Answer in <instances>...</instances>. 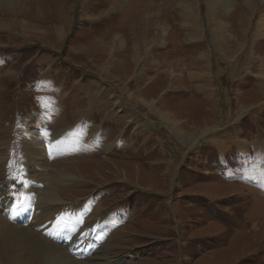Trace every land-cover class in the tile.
Listing matches in <instances>:
<instances>
[{"label":"rangeland","instance_id":"374dc122","mask_svg":"<svg viewBox=\"0 0 264 264\" xmlns=\"http://www.w3.org/2000/svg\"><path fill=\"white\" fill-rule=\"evenodd\" d=\"M185 1L32 0L41 17L29 12L15 19L35 31L22 30L0 9V23H6L0 28V142L20 149L22 137L34 135L46 158L44 174L50 167L79 166L81 180L61 186L62 198L89 200L93 216L107 217V238L117 234L105 249L116 264H264V26L257 29L264 3L257 5L244 48L227 59L216 49L204 0L194 28L183 27L187 18L179 4ZM158 13L169 22L167 42L149 49L152 61L142 53L136 67L132 44L144 32L143 18ZM226 16L242 38L238 13ZM117 35L126 47L108 44ZM196 35L203 40L187 42ZM202 53L208 60H188ZM120 59L127 71L112 70L107 80L102 68ZM169 59L179 64L167 65ZM158 109L182 113L189 134L202 118L217 128L194 142L183 140ZM78 110L87 112L79 116ZM90 123L96 128L85 131L88 137L103 126L101 139L94 136L96 149H82L77 133L70 149L50 148L57 131ZM98 147L100 155L76 159L80 149ZM19 158L15 149L12 164L19 167ZM134 170L140 180L129 173ZM105 243L95 239L85 258L98 257Z\"/></svg>","mask_w":264,"mask_h":264},{"label":"bare ground","instance_id":"6f19581e","mask_svg":"<svg viewBox=\"0 0 264 264\" xmlns=\"http://www.w3.org/2000/svg\"><path fill=\"white\" fill-rule=\"evenodd\" d=\"M204 1L207 15L210 17V21L215 27L214 40L218 46L216 49L219 48L222 55L224 54L227 59L234 58L240 50L244 48L245 42L247 41V33L251 31L250 29L252 28V20L258 14L257 5L264 3V0H242L240 6L233 0ZM31 2L32 0H0V9L3 14L11 17V21L13 20L17 24L19 23L22 30L35 31L38 30L36 26L25 21V23L23 21L17 22L15 19L29 12H33L35 16L41 17L42 13L39 8L37 10L35 9L36 11H32ZM200 3V0H190L189 2L185 1L179 4V8L186 14L187 19H185L183 27L187 32L199 21ZM53 4H55V0ZM52 9L53 8H51V10ZM116 9L118 8L114 6L111 8V11H116ZM60 12L62 11L54 10L55 14H60ZM233 12L238 13V26L242 33V38L237 37L232 31L231 24L223 19L226 15L229 16L233 14ZM106 13L107 12L104 14ZM104 14H102V16H104ZM106 17L109 18L110 15ZM143 20L146 25L144 32L139 35V38L136 36L137 39H133L134 42L132 44L134 53L132 62L136 64V67L138 64L140 65L139 61L142 59V53H144V61H152V58L148 56L150 55L149 49L155 47V45H159L158 43L162 41L161 44L167 42V39L165 40L164 38L165 31H167V27L169 26L166 17L158 13L156 15L144 17ZM258 23L257 29L264 26V22ZM5 24L6 23L3 22L0 23V28L5 27ZM42 30L43 29H40L39 32ZM44 33L49 32L44 31ZM257 33L258 32H256V34ZM64 37L65 34H62V36L59 35L60 41ZM111 39V42L108 44L114 47L119 46L123 48L128 44L123 35H117ZM195 40L201 41L203 38L196 35V37H191L187 42ZM80 49L82 51H88L84 48ZM209 55L210 54L202 53L201 56H190L188 60L192 61V63H199L208 60ZM113 57L114 56L109 52L108 58L111 59ZM260 61H262V70H264V57L262 59L260 58ZM178 63L179 61L177 60L173 61V64H176V66ZM127 64L125 60L120 59L116 65H113V63L110 64V66L105 65L102 68L101 74L105 75L107 78L111 71L117 68H122L124 71H127ZM262 76L264 77V74ZM108 79L109 78H107V80ZM116 79L118 80V77H116ZM193 79L200 82L195 76L191 77V80ZM106 103L110 104L109 107L111 108V101L109 100ZM151 104L153 105L154 103L152 102ZM83 112H87V110H78V115L81 116ZM117 112L119 113L120 111ZM117 112L114 116L116 119L119 118ZM158 114L174 132L183 138V140L188 139L190 142L216 127V125L212 126L211 124L214 122L202 118L201 123H199L200 126L197 125V128H193V133L191 132L189 134L187 131L190 128L187 120L188 118H183L182 113L175 110L170 112L158 109ZM46 115L47 117L51 116L48 113H46ZM111 118H113V116ZM143 123L144 122H142V124ZM95 128L96 127H93L90 123L84 128H81L79 125V127L74 128V130H71V128L65 130L58 129V134L55 133L50 141L53 148H50L53 149V152H56V150L61 152L70 149L75 142V133H77V136L81 138L79 143L82 149L88 150L90 146V148L96 149L99 145V140L97 137L96 140L94 136L99 137L100 132L103 130V126L97 127L99 132L96 135L92 134V137H88L85 133V131H89L88 129L94 130ZM33 137L34 135H30L27 132V137H22L21 139L20 149L18 147L10 149L8 144L0 142V264H116V261L108 256L105 249V246H107L117 234L113 235V238H107V217L105 215H102L100 218L93 216L95 215L93 209L94 204L89 200L85 201L84 204H71L70 202H65L62 198L65 194L63 195V190L60 192L61 186H69L74 184L75 181L81 180L79 166L77 169L62 166L57 168L50 167L48 173L44 174L46 158L42 153L41 145H39V142H36ZM91 142L95 145H89ZM123 145L124 143L122 146ZM15 149L21 151L22 155V158H19L18 161L16 160L19 167L12 164L15 160ZM73 149L75 148L73 147ZM82 149H80L81 154L78 152L76 156L78 160L89 157L92 154L98 156L103 151L100 150L99 147L98 152L87 153ZM9 150H11L10 153ZM82 154H84V156L81 157ZM18 168L22 169L24 173H13L12 169ZM69 168L73 169L71 171L72 173L68 170ZM129 173L138 180L141 179L139 170L130 171ZM18 217L23 218V222H20ZM95 239H100V241L106 243L104 247L100 248L99 252L102 251L99 253L100 255L98 257L86 259L85 256L90 253V248L94 245L91 243L95 241ZM62 240H64L63 245L58 242Z\"/></svg>","mask_w":264,"mask_h":264},{"label":"crops","instance_id":"0c3cea01","mask_svg":"<svg viewBox=\"0 0 264 264\" xmlns=\"http://www.w3.org/2000/svg\"><path fill=\"white\" fill-rule=\"evenodd\" d=\"M169 63H170V64H171V63L173 64L172 60H171V62H170V59H169V61L167 62V65H168ZM178 64H179V63H178ZM165 65H166V63H165ZM161 110H162V109H161ZM165 110H166V111H170V112L174 111V110H169V109H165ZM163 122H164V121H163Z\"/></svg>","mask_w":264,"mask_h":264}]
</instances>
